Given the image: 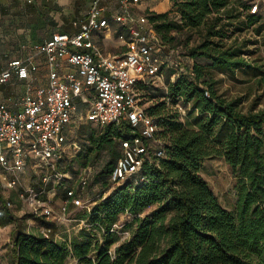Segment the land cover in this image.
<instances>
[{"label": "trees", "instance_id": "16d2710c", "mask_svg": "<svg viewBox=\"0 0 264 264\" xmlns=\"http://www.w3.org/2000/svg\"><path fill=\"white\" fill-rule=\"evenodd\" d=\"M173 1L177 19L169 12H145L161 49L178 53L172 34L177 31L201 32V40L190 48V56L178 54L169 66L173 77L165 80L163 100L143 107L157 126L150 138L156 144L151 147L146 142L139 170L84 212L81 219L90 226L69 244L42 231H14L11 264H67L69 254L79 264H264V110L242 111L240 98L220 94L214 80L215 72L233 74L248 66L244 54L249 42L242 33L250 28L259 35L264 21L260 23L259 10L250 13L252 0ZM199 58L206 63L198 62ZM152 83L151 79L138 83L141 105ZM177 104L185 109L184 115ZM191 112L193 121L187 119ZM216 129L224 131L217 143ZM129 132L127 124L105 125L86 150L87 155L108 152V160L96 174L105 189L114 184L110 172L120 156V142ZM156 150L163 155L157 156ZM214 156L223 157L238 175L232 209L219 203L200 174L203 162ZM70 191L69 201L78 196ZM122 213L131 216L127 226L133 229L111 253L116 240L111 229ZM11 222L9 218L3 225Z\"/></svg>", "mask_w": 264, "mask_h": 264}, {"label": "built area", "instance_id": "2783aa9c", "mask_svg": "<svg viewBox=\"0 0 264 264\" xmlns=\"http://www.w3.org/2000/svg\"><path fill=\"white\" fill-rule=\"evenodd\" d=\"M133 1L118 0L120 11L107 15L105 0H92L77 32L54 33L35 47L46 61L47 84L37 88L34 96H24L19 110L13 111L0 102V168L14 175L8 181V186L13 187L18 182L15 173L25 165L27 155L37 160L38 167H50L41 178L40 187L25 190L32 204L42 207L45 218L51 217L53 211L39 199L47 185L63 177L54 163L63 151L66 138L63 134L77 117V103L87 104L79 119L83 116L99 126L127 124L130 127L129 135L120 142V156L110 172L114 184L139 170L148 149L146 142L157 129L140 104L136 87L147 79L161 80L160 64L155 57L156 48L161 46L147 25L145 14L130 13L129 5ZM258 10L256 2L249 5L250 13ZM112 22L119 25L118 37L125 47L114 55L104 53L94 41V33H106ZM63 65L69 68L66 72L60 70ZM35 69L30 59H13L0 72V83L13 74L25 79ZM155 154L162 156L163 152L156 150ZM71 201L89 210L88 205L81 204L79 196H73ZM41 231L45 236L52 232L47 226Z\"/></svg>", "mask_w": 264, "mask_h": 264}, {"label": "rangeland", "instance_id": "374dc122", "mask_svg": "<svg viewBox=\"0 0 264 264\" xmlns=\"http://www.w3.org/2000/svg\"><path fill=\"white\" fill-rule=\"evenodd\" d=\"M156 1L168 2L167 5L170 7L166 12H169V17L172 19H177V11L173 8V0ZM252 1L258 4L261 16L260 23L263 24L264 0ZM108 2L106 1L105 3ZM113 9H115L114 11L118 10L117 8ZM145 12H148V10H145ZM241 12V19H243L246 17V11L242 9ZM117 26L119 27V25ZM118 29L121 31L120 27ZM172 34L175 36L173 46L178 49V53L161 49V47L156 48L155 57L158 59V63L163 65L162 77L160 81H152L151 89L147 91L148 94L146 93L141 99L144 108L155 104L156 101L163 100L161 95L165 91V80L168 77H173L172 69L169 66L175 64L178 54H188L190 56V48L201 40V32L198 31L188 32L184 30L173 32ZM242 36L249 42L247 51L244 54L249 63L248 66L236 70L233 74L215 72V86L218 92L225 97L240 98L239 108L244 112L264 110V28L259 35H255L250 28H246ZM110 38L116 41L115 36L111 35ZM119 40L123 45V41ZM106 48L111 52L117 49L111 43ZM198 62L206 63L202 58H199ZM80 104H76V114L78 116L83 115L87 109L86 105L80 106ZM176 106L178 109L180 107L179 111L181 115H184L182 113L184 108L180 104ZM194 115V112H191L187 115V119L193 121ZM78 116L72 119L71 125L63 134V136H66L63 151L59 161L54 163L55 168L62 173L63 179L60 183H50L53 189L50 188L48 195H44L39 199L40 202H44L52 208L53 215L49 219H45L41 213L42 207L32 204L30 197L25 192L27 188H38L41 178L50 171V167L38 168L37 160L31 156L27 155L25 165L15 173L18 179L17 184L13 187L6 186V190L2 192L3 201H0V264H11L10 240L14 231L40 232L42 228L47 226L51 228L50 236L53 239L69 244L70 239L80 235L84 228L88 230L90 225L81 219V216L88 209L78 206L72 201L67 203V192L69 190L76 191L80 197L81 204H86L90 208L95 200L107 197L113 189L120 185L110 184L105 189L96 181V174L108 160L109 155L106 149L98 153L93 151V153L88 155L86 150L90 145L91 139L96 138L102 132L104 126L86 121L83 116L81 117L82 119H79ZM180 119L185 120L184 117ZM223 134L224 131L215 130V137H218L216 143L223 138ZM155 144L156 141H150L149 143L151 147H154ZM115 151L119 152L118 143L115 146ZM262 151L264 153V147ZM86 157H88L87 161ZM0 171L6 175V180L14 177V175H8L6 170L0 168ZM200 174L217 196L219 203L227 209H232L236 199L238 175L232 171L224 158L221 156L207 158L202 164ZM53 193L54 195H52ZM6 202H9V205ZM149 210L150 208L146 209L140 216H144ZM9 218L12 222L3 225ZM131 220V216L128 213L119 215L117 222L113 226L116 240L110 247L111 253H113L115 247L131 236L133 225L127 226ZM96 237L100 238V235L96 234ZM66 263L79 264L77 259L71 254L67 255Z\"/></svg>", "mask_w": 264, "mask_h": 264}, {"label": "crops", "instance_id": "0c3cea01", "mask_svg": "<svg viewBox=\"0 0 264 264\" xmlns=\"http://www.w3.org/2000/svg\"><path fill=\"white\" fill-rule=\"evenodd\" d=\"M91 1L0 0V72L6 69L13 59H30L36 65V69L30 72L27 78L20 79L13 74L6 82L0 83V102L5 103L13 111L19 110L24 96H34L37 88L47 84L46 61L43 54L38 53L35 47L47 41L54 33L77 32L80 22L87 15ZM106 1L109 2L105 3ZM105 2L107 15L115 10L113 8H117V12L120 11L118 0H105ZM164 2L135 0L129 5V10L133 16L145 14V10L162 13L170 7L167 5L168 2H165L166 4ZM118 28L112 22L106 33H94V41L104 53L114 55L125 49L119 40L118 33L121 31ZM111 35L115 36L116 41L110 38ZM110 43L117 48L113 50L114 52L106 48ZM68 69L63 65L60 70L66 72ZM1 172L0 184L3 192L10 179L6 180V175ZM7 174L13 175L8 172ZM40 186L41 180L38 187ZM51 187L53 186L47 185L40 197L48 195L53 189Z\"/></svg>", "mask_w": 264, "mask_h": 264}]
</instances>
